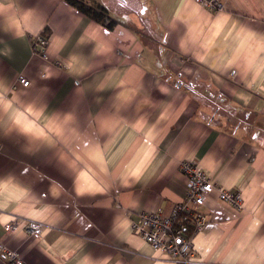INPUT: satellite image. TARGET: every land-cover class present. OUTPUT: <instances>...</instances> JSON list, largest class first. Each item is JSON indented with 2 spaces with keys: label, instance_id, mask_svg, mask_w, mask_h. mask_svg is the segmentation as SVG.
<instances>
[{
  "label": "crops",
  "instance_id": "1",
  "mask_svg": "<svg viewBox=\"0 0 264 264\" xmlns=\"http://www.w3.org/2000/svg\"><path fill=\"white\" fill-rule=\"evenodd\" d=\"M84 1L114 26L66 0H0V241L28 264H181L130 223L168 213L191 159L244 202L206 198L196 264H264V0ZM12 218L40 238L5 232Z\"/></svg>",
  "mask_w": 264,
  "mask_h": 264
},
{
  "label": "built area",
  "instance_id": "2",
  "mask_svg": "<svg viewBox=\"0 0 264 264\" xmlns=\"http://www.w3.org/2000/svg\"><path fill=\"white\" fill-rule=\"evenodd\" d=\"M195 3L208 10L223 9V0H194ZM32 52L47 58L48 38L43 33L35 34L31 39ZM21 85L27 86L29 81L18 76ZM179 169L184 176V196L175 202L168 213L160 208L151 211H141L130 223L131 229L154 249L166 253L181 264H196V253L193 248V235L200 231L206 223V215L201 210L206 198L215 193L216 197L237 210L244 208L243 197L238 189L222 187L191 159H183ZM22 226L33 239H38L42 233L40 221L12 218L4 223L5 232H11ZM0 253L8 264H28L16 250L9 248L0 241Z\"/></svg>",
  "mask_w": 264,
  "mask_h": 264
},
{
  "label": "trees",
  "instance_id": "3",
  "mask_svg": "<svg viewBox=\"0 0 264 264\" xmlns=\"http://www.w3.org/2000/svg\"><path fill=\"white\" fill-rule=\"evenodd\" d=\"M91 19L99 22L107 28H112L115 20L109 16L107 10L98 4L89 3L84 0H66ZM189 87V86H188ZM190 88V87H189Z\"/></svg>",
  "mask_w": 264,
  "mask_h": 264
},
{
  "label": "bare ground",
  "instance_id": "4",
  "mask_svg": "<svg viewBox=\"0 0 264 264\" xmlns=\"http://www.w3.org/2000/svg\"><path fill=\"white\" fill-rule=\"evenodd\" d=\"M19 76V75H18ZM179 166V165H178ZM224 187V186H223ZM229 189V188H228ZM150 245V244H149ZM153 248V247H152ZM196 252V251H195ZM166 254V253H165Z\"/></svg>",
  "mask_w": 264,
  "mask_h": 264
}]
</instances>
